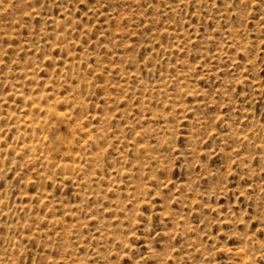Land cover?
Listing matches in <instances>:
<instances>
[{
  "label": "rangeland",
  "instance_id": "obj_1",
  "mask_svg": "<svg viewBox=\"0 0 264 264\" xmlns=\"http://www.w3.org/2000/svg\"><path fill=\"white\" fill-rule=\"evenodd\" d=\"M0 264H264V0H0Z\"/></svg>",
  "mask_w": 264,
  "mask_h": 264
}]
</instances>
